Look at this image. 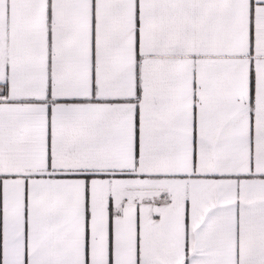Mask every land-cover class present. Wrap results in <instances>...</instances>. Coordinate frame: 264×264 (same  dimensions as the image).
I'll use <instances>...</instances> for the list:
<instances>
[{
  "label": "snow or ice",
  "instance_id": "1",
  "mask_svg": "<svg viewBox=\"0 0 264 264\" xmlns=\"http://www.w3.org/2000/svg\"><path fill=\"white\" fill-rule=\"evenodd\" d=\"M0 264H264V0H0Z\"/></svg>",
  "mask_w": 264,
  "mask_h": 264
}]
</instances>
